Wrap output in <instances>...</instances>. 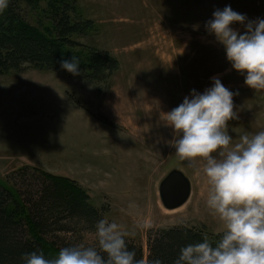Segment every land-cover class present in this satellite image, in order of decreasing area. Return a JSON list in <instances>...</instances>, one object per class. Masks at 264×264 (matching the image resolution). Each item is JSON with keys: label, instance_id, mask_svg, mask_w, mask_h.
Here are the masks:
<instances>
[{"label": "rangeland", "instance_id": "374dc122", "mask_svg": "<svg viewBox=\"0 0 264 264\" xmlns=\"http://www.w3.org/2000/svg\"><path fill=\"white\" fill-rule=\"evenodd\" d=\"M73 1L96 26L76 40L110 53L120 69L103 82L33 68L0 76V184L22 185V174L34 171L75 182L94 207L106 211L105 218L135 232L126 238L143 247L145 258L152 231L186 226L224 233V222L206 204L210 185L203 161L181 160L167 143L172 129L159 117L192 89L211 87L219 75L227 88L239 91L234 103L240 118L230 121V134L238 141L264 130V89L245 85L203 26L226 5L251 20L264 18V0ZM28 21L36 23L34 17ZM173 170L190 180L192 192L183 207L168 211L159 185ZM144 221L152 227H135ZM80 238L85 245L98 242L94 233Z\"/></svg>", "mask_w": 264, "mask_h": 264}, {"label": "clouds", "instance_id": "9594fccd", "mask_svg": "<svg viewBox=\"0 0 264 264\" xmlns=\"http://www.w3.org/2000/svg\"><path fill=\"white\" fill-rule=\"evenodd\" d=\"M10 0H0V14ZM239 24L240 28L234 27ZM208 35L222 45L232 69L244 76L246 86L264 89V18L251 20L226 5L216 8L204 23ZM79 59L62 60L60 67L79 75ZM203 92L192 89L183 102L170 111L160 112L164 127L173 131L167 143L181 160L195 164L203 161V173L210 190L207 207L224 222L225 231L213 246L203 242L180 249L174 264H264V130L244 134L239 140L230 134V121L239 120L234 103L239 91L227 88L219 75ZM234 132V129L232 130ZM162 139V138H161ZM159 142V141H158ZM133 207V205H129ZM137 229H150L144 221ZM107 218L95 224L98 248L83 243L59 250L48 258L42 250L24 253L22 264H164L160 258L136 259L126 237L134 235ZM106 254V255H105Z\"/></svg>", "mask_w": 264, "mask_h": 264}, {"label": "trees", "instance_id": "16d2710c", "mask_svg": "<svg viewBox=\"0 0 264 264\" xmlns=\"http://www.w3.org/2000/svg\"><path fill=\"white\" fill-rule=\"evenodd\" d=\"M46 3L10 0L0 14V76L27 68L67 72L61 69V61L73 56L80 62L76 76L85 81L103 82L120 69L110 53L85 48L76 40L94 33L96 26L81 15L75 1ZM26 7L41 12H24ZM28 17H34L36 23ZM79 49L85 53L80 54ZM34 172L22 174V185L0 184V264H22V254L39 250L48 258L55 257L61 248L82 243V233L95 234L96 222L105 218L106 211L94 207L75 182ZM222 235L186 226L152 231L147 258L174 264L182 247L203 242L205 236L215 246ZM126 240L136 259L145 258L141 245ZM86 246L98 248V242Z\"/></svg>", "mask_w": 264, "mask_h": 264}, {"label": "water", "instance_id": "95a60500", "mask_svg": "<svg viewBox=\"0 0 264 264\" xmlns=\"http://www.w3.org/2000/svg\"><path fill=\"white\" fill-rule=\"evenodd\" d=\"M191 192L190 180L179 170L170 172L159 186L162 205L168 211L183 207L190 199Z\"/></svg>", "mask_w": 264, "mask_h": 264}, {"label": "bare ground", "instance_id": "6f19581e", "mask_svg": "<svg viewBox=\"0 0 264 264\" xmlns=\"http://www.w3.org/2000/svg\"><path fill=\"white\" fill-rule=\"evenodd\" d=\"M160 186V185H159Z\"/></svg>", "mask_w": 264, "mask_h": 264}]
</instances>
